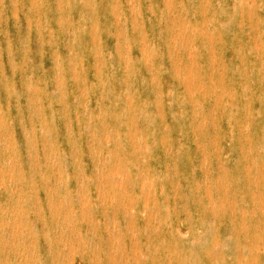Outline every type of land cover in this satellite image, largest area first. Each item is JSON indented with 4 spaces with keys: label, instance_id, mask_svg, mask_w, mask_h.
Masks as SVG:
<instances>
[{
    "label": "rangeland",
    "instance_id": "1",
    "mask_svg": "<svg viewBox=\"0 0 264 264\" xmlns=\"http://www.w3.org/2000/svg\"><path fill=\"white\" fill-rule=\"evenodd\" d=\"M0 264H264V0H0Z\"/></svg>",
    "mask_w": 264,
    "mask_h": 264
},
{
    "label": "bare ground",
    "instance_id": "2",
    "mask_svg": "<svg viewBox=\"0 0 264 264\" xmlns=\"http://www.w3.org/2000/svg\"><path fill=\"white\" fill-rule=\"evenodd\" d=\"M131 1V0H130ZM131 3V2H130ZM58 20V19H57ZM60 21V20H59ZM62 22V21H61ZM176 23V22H175ZM62 24V23H61ZM189 51V50H188ZM119 55V54H118ZM32 78V77H31ZM202 90V89H201ZM56 156V155H55ZM58 156V155H57ZM32 157V156H31ZM15 163V162H14ZM159 179V178H158ZM140 189V188H139ZM143 190V189H142ZM56 198V197H55ZM61 199V198H60ZM53 202V201H52ZM60 202V201H59ZM111 202V201H110ZM115 210V209H114ZM61 211V210H60ZM84 212V211H83ZM17 219V218H16ZM34 226V225H33ZM185 233V232H184ZM184 236V235H183ZM19 241V240H18ZM13 242V241H12ZM83 245V244H82ZM92 245V244H91ZM7 257V256H6Z\"/></svg>",
    "mask_w": 264,
    "mask_h": 264
}]
</instances>
